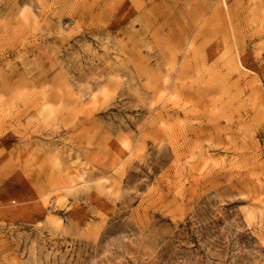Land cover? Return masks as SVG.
<instances>
[{
    "label": "rangeland",
    "instance_id": "1",
    "mask_svg": "<svg viewBox=\"0 0 264 264\" xmlns=\"http://www.w3.org/2000/svg\"><path fill=\"white\" fill-rule=\"evenodd\" d=\"M0 264H264V0H0Z\"/></svg>",
    "mask_w": 264,
    "mask_h": 264
},
{
    "label": "bare ground",
    "instance_id": "2",
    "mask_svg": "<svg viewBox=\"0 0 264 264\" xmlns=\"http://www.w3.org/2000/svg\"><path fill=\"white\" fill-rule=\"evenodd\" d=\"M243 209H244L243 210L244 217L250 223L255 218V215H256L255 207L254 206H250V207L247 206V207H245Z\"/></svg>",
    "mask_w": 264,
    "mask_h": 264
}]
</instances>
